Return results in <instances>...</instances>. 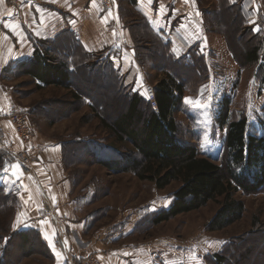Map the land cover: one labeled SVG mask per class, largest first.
<instances>
[{
	"label": "rangeland",
	"instance_id": "1",
	"mask_svg": "<svg viewBox=\"0 0 264 264\" xmlns=\"http://www.w3.org/2000/svg\"><path fill=\"white\" fill-rule=\"evenodd\" d=\"M213 2L205 0L203 3V7L212 12L211 29L226 35L240 60L248 35L243 31V35L237 36L240 22L239 27L233 29L230 19H236L235 11L227 10L221 1L218 13L215 11L217 3ZM258 32L264 34V30ZM142 39V54H153L158 69L170 68L162 56L159 57L155 45L148 38ZM225 55V51L219 52L220 60L211 62L212 74L206 64L207 76L201 78H197L194 71L172 67L184 86L181 104L173 114L178 125L177 140L183 146H195L200 157L208 158L221 168L227 162L226 128L218 126V116L225 99L230 102L232 119H247L246 135L264 137V86L257 77L256 68H239L242 72L235 74ZM98 74L87 66L78 67L69 84L71 89L45 87L36 91L33 83L23 75L10 76L7 81L19 105L16 111L28 116L33 136L38 134V137L62 144L65 163L78 185L77 195H89L82 211L94 215L92 227L87 232L93 241L109 240L111 250L121 253L128 264H264V187L255 193L241 190L234 193L233 198L244 204V211L237 221L222 230L208 228L221 208L220 199L153 225L150 219L170 206L179 183L160 190L131 173H116L98 164L100 159L124 163L133 149L127 143L117 142L100 121L102 118L112 124L125 111L129 101L116 95L112 78L102 80ZM144 85L139 86L140 92ZM73 93L90 98L94 108L74 100ZM186 98L192 103H185ZM0 139L8 143L3 145L0 141L4 159L1 173L15 156L9 140L1 135ZM0 189L11 199L4 201L0 193V264H52L51 255H47L34 234H27L22 243L20 236L11 231L15 194L6 193L1 186ZM86 257H95L104 264L102 253L89 252ZM71 263L78 264V260L72 257Z\"/></svg>",
	"mask_w": 264,
	"mask_h": 264
},
{
	"label": "crops",
	"instance_id": "2",
	"mask_svg": "<svg viewBox=\"0 0 264 264\" xmlns=\"http://www.w3.org/2000/svg\"><path fill=\"white\" fill-rule=\"evenodd\" d=\"M204 1L111 0V5L104 7L99 0H24L18 5L3 0L0 3L1 137H6L14 149L18 148L7 116L16 112L19 105L7 81L14 76L17 63L32 57L36 40L53 44L61 36L72 35L74 44L86 56H93L95 62L110 63L124 86L134 92L136 89L142 98L139 86L157 85L166 72L165 68L156 67L153 54H142V38H148L166 62L168 58L174 61L186 58L192 47H198L211 74V62L220 60L218 53L225 51V60L231 63L229 68L237 74L240 69L223 36L211 29L212 12L203 7ZM213 1L219 13V1ZM228 5L238 6L256 32L264 30V0H228ZM65 54L62 50L51 53L73 65V60ZM8 68L13 70L5 71ZM157 78L160 80L156 81ZM30 149L36 154L31 168L13 160L0 173V186L6 193H14L19 204L11 231L15 235L34 234L47 255H51L52 264H69L70 258H84L89 252L102 253L104 264H128L121 253L111 250L109 240L96 243L87 233L94 215L85 214L82 205L87 203L89 195H77L78 185L65 163L62 144L35 134ZM13 171L17 176H13ZM45 207L51 209V216L45 215Z\"/></svg>",
	"mask_w": 264,
	"mask_h": 264
},
{
	"label": "trees",
	"instance_id": "3",
	"mask_svg": "<svg viewBox=\"0 0 264 264\" xmlns=\"http://www.w3.org/2000/svg\"><path fill=\"white\" fill-rule=\"evenodd\" d=\"M218 1L219 11L220 7L222 8L220 6L222 1L227 10L236 12V19L232 17L230 21L233 29L238 28L240 22L241 28L237 36L243 35V31L248 35V42L242 46L239 60L226 40V35L219 31L225 38L233 60L240 69L254 66L257 77L264 86V34L256 32L247 24L238 6H229L228 0ZM59 50L66 52V58L73 60V65L69 66L63 59L51 55L52 52ZM87 55L74 44V38L69 34L61 36L53 44L36 40L32 57L16 64L14 76H27L36 91L45 87L71 89L69 84L78 67L87 66L98 71V77L102 80L112 78L116 95L129 103L112 124H107L102 118L100 121L114 134L117 142L127 143L133 149L126 155L124 163L100 159L98 164L116 173H131L140 181L153 183L160 190L172 183H179L172 195L170 206L155 213L150 219L153 225L198 210L217 199L221 200V208L208 228L211 231H218L237 221L243 214L244 204L233 198L234 193L241 190L250 194L264 187V137L246 135L247 119L245 117L232 119L230 102L225 99L218 116V126L226 128L227 162L224 168L206 157H200L195 146H183L177 140L178 125L173 114L181 104L184 86L172 67L179 66L184 70L194 71L198 74L197 78L207 76L205 57L198 47H192L186 58L175 61L168 58L170 68H165V77L155 88L156 110L145 100L144 93L142 98L137 92L124 86L123 80L118 78L110 63L95 62L93 56ZM10 70L13 69L8 68L5 71ZM72 97L94 108L92 100L87 96L73 93ZM142 108L147 109V113ZM108 150L112 151L111 148ZM3 161L0 153V170ZM0 193L3 194L4 201L11 200L1 189ZM14 201L10 225L19 205L16 196ZM18 236L24 243L27 237L25 233L20 232Z\"/></svg>",
	"mask_w": 264,
	"mask_h": 264
},
{
	"label": "built area",
	"instance_id": "4",
	"mask_svg": "<svg viewBox=\"0 0 264 264\" xmlns=\"http://www.w3.org/2000/svg\"><path fill=\"white\" fill-rule=\"evenodd\" d=\"M24 0H12L13 4L18 5L19 2ZM104 7L111 5V0H99ZM143 93L145 100L149 103L150 107L154 110L157 109L156 104V89L151 84H145L143 86ZM8 122L10 123L15 142L18 145L17 149L12 152L15 156V160L24 167L31 168V165L36 157L35 151L30 149V145L33 140L32 126L28 116L21 112H12L7 116ZM1 144L7 145L0 139ZM46 216H51L52 211L49 207L44 208ZM78 264H100L95 257H84L77 258ZM72 264V263H71ZM75 264V263H74Z\"/></svg>",
	"mask_w": 264,
	"mask_h": 264
},
{
	"label": "snow or ice",
	"instance_id": "5",
	"mask_svg": "<svg viewBox=\"0 0 264 264\" xmlns=\"http://www.w3.org/2000/svg\"><path fill=\"white\" fill-rule=\"evenodd\" d=\"M2 2H3V0H0V3H2ZM185 2L187 3L188 0H185ZM193 2H194V0H193ZM185 103L191 104V103H192V100L189 99V98H186V99H185ZM14 167L18 168V166H14ZM12 174H13V176H17V172H16V171H13ZM45 238H46V239H49L47 236H46ZM50 246H51V241H50Z\"/></svg>",
	"mask_w": 264,
	"mask_h": 264
}]
</instances>
